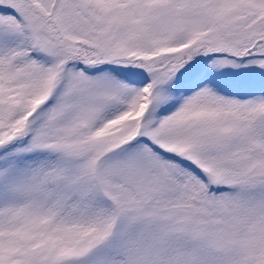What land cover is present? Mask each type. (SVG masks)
<instances>
[{
	"label": "snow or ice",
	"instance_id": "1",
	"mask_svg": "<svg viewBox=\"0 0 264 264\" xmlns=\"http://www.w3.org/2000/svg\"><path fill=\"white\" fill-rule=\"evenodd\" d=\"M0 264H264V0H0Z\"/></svg>",
	"mask_w": 264,
	"mask_h": 264
}]
</instances>
